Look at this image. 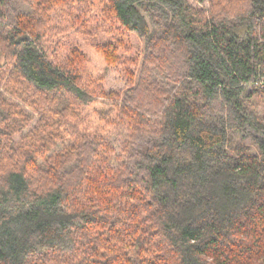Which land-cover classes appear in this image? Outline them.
Returning <instances> with one entry per match:
<instances>
[{"label":"trees","instance_id":"trees-1","mask_svg":"<svg viewBox=\"0 0 264 264\" xmlns=\"http://www.w3.org/2000/svg\"><path fill=\"white\" fill-rule=\"evenodd\" d=\"M207 4L0 0V264H264V0Z\"/></svg>","mask_w":264,"mask_h":264},{"label":"rangeland","instance_id":"rangeland-1","mask_svg":"<svg viewBox=\"0 0 264 264\" xmlns=\"http://www.w3.org/2000/svg\"><path fill=\"white\" fill-rule=\"evenodd\" d=\"M194 3H196V5L198 6H202V7H207L208 4V0H193ZM114 72H110V79L111 82L113 83V89L115 90H124L126 87V80L121 76V74L118 73V71ZM250 102L253 104L255 111L257 113V115L264 120V94L259 93L255 95V97L251 98ZM250 138L249 137H245V140H243L244 143L250 144ZM123 141V137H122V133L119 135H112L111 137H109V142L112 146V148L115 150V153L118 154L120 152V146L122 144Z\"/></svg>","mask_w":264,"mask_h":264},{"label":"built area","instance_id":"built-area-1","mask_svg":"<svg viewBox=\"0 0 264 264\" xmlns=\"http://www.w3.org/2000/svg\"><path fill=\"white\" fill-rule=\"evenodd\" d=\"M261 80H262L261 85L263 86L264 85V78H262Z\"/></svg>","mask_w":264,"mask_h":264}]
</instances>
